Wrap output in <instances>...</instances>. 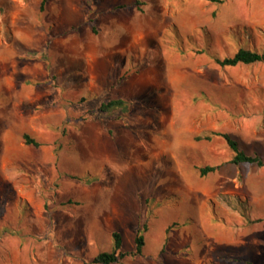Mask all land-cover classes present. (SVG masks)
I'll list each match as a JSON object with an SVG mask.
<instances>
[{
  "label": "rangeland",
  "instance_id": "374dc122",
  "mask_svg": "<svg viewBox=\"0 0 264 264\" xmlns=\"http://www.w3.org/2000/svg\"><path fill=\"white\" fill-rule=\"evenodd\" d=\"M43 1L0 0V264H94L138 230L114 264H264V167L212 134L264 159V62L210 55L264 53V0Z\"/></svg>",
  "mask_w": 264,
  "mask_h": 264
},
{
  "label": "trees",
  "instance_id": "16d2710c",
  "mask_svg": "<svg viewBox=\"0 0 264 264\" xmlns=\"http://www.w3.org/2000/svg\"><path fill=\"white\" fill-rule=\"evenodd\" d=\"M214 2L223 3L225 0H210ZM46 0L42 2V8L45 6ZM137 4H140V0H136ZM215 61L223 67H236L241 64H253L257 62H264V53L261 51L251 49L248 47L239 48L233 55L221 56L219 54H210ZM128 99L123 97L111 98L107 101L101 103L99 110L102 113H113L117 111H122L127 113L130 110V105H128ZM212 134L217 136H222L231 150L233 151L232 162L236 165L240 164H255L259 167H264V159L260 155L249 154L243 149L240 148V145L236 139H234L231 134L226 132H212ZM211 135H207L206 139L210 140ZM24 140L27 144L34 146H40L41 142L33 138L30 134H24ZM221 165H206L200 168L201 175L206 176L210 172L217 171L220 169ZM243 211L246 216L249 217V223H256L264 221V218H252L249 216L246 207L243 206ZM144 229L148 230V225L144 224ZM114 247L111 251H101L97 253L93 259L92 263L94 264H114L120 263L127 256H139L143 255L144 247L146 244L145 235L142 233V230H138L135 238L136 248L132 251L124 250L123 248V236L119 232H113ZM248 264H255L252 261H249Z\"/></svg>",
  "mask_w": 264,
  "mask_h": 264
},
{
  "label": "crops",
  "instance_id": "0c3cea01",
  "mask_svg": "<svg viewBox=\"0 0 264 264\" xmlns=\"http://www.w3.org/2000/svg\"><path fill=\"white\" fill-rule=\"evenodd\" d=\"M12 49L16 54H28L29 46L28 44L25 46L22 42L17 43L16 41H13Z\"/></svg>",
  "mask_w": 264,
  "mask_h": 264
}]
</instances>
